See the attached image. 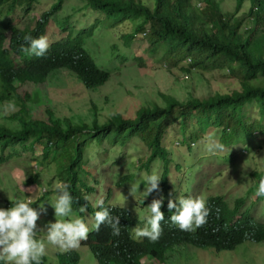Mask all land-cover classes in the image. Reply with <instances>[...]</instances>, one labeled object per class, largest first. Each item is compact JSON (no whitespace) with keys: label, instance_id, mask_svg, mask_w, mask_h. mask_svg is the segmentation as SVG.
I'll return each instance as SVG.
<instances>
[{"label":"trees","instance_id":"obj_1","mask_svg":"<svg viewBox=\"0 0 264 264\" xmlns=\"http://www.w3.org/2000/svg\"><path fill=\"white\" fill-rule=\"evenodd\" d=\"M39 1L0 0V24H9L7 18L16 7H23L29 13ZM66 1L55 0L33 25H14L0 30V103L14 101L20 106L6 118V122L0 121V162L16 157L21 149L38 148L41 166L55 163L56 177L68 185L67 191L73 197L72 209L80 211L83 205L88 212H96L99 206L94 210L87 199L96 190L88 178V140L125 145L134 138L139 139L150 152L140 158L139 167L150 169L152 163L161 161L163 172L160 184L167 189L171 150H168L165 141L174 123L182 125L184 137L187 124L199 125L188 137L190 150V143L203 138L200 136L210 125L220 128V141L224 144L249 143L251 138L264 135V0H236L232 11H225L218 0H154L153 8L141 0H79L98 15L94 24L75 34L74 29L67 28V36L51 42L45 55L24 57L26 54L21 51V46H27L24 37L46 35L51 18ZM200 1L203 7L199 6ZM131 21H137V24L134 31L122 35L125 48H129L131 42L144 33L150 45L147 51L159 63L180 67V63L189 61V67H180L187 74H192V68L202 72L220 70L236 79L239 88L216 92L205 98L189 92L188 97L182 100L170 94H161L165 104L152 102L141 105L136 109L135 117L115 113L101 120L95 105L92 106L94 114L91 122L83 120L79 123L74 116L54 114L48 120L33 117L24 102L30 97L23 99L18 94L17 81L43 83L53 71L67 69L86 88L104 85L110 72L97 64L84 43L98 25L115 28ZM245 21L250 26L243 29ZM21 57H24L22 63L18 64L17 60ZM126 58L124 54L117 56L121 61ZM137 58L142 65L144 58ZM249 106L258 108L259 118L251 116L253 113ZM6 151L8 154L3 157ZM179 166L176 164L177 169ZM33 174L28 183L38 180L40 172ZM251 176L254 178L253 186L244 196L237 197L233 204L221 194L207 196V221L194 231H181L171 224L168 218L175 209L169 210V200H164L160 209L164 219L160 221L159 238L155 242L146 238L136 241L132 239V218L128 210L121 206L103 205L110 209L114 221L115 216L119 217L115 222L120 234L113 236L110 226L101 224L99 230L88 233L79 245L88 248L97 264H145L142 260L147 256L160 262L172 261L171 254L180 252L181 245H192L218 256L233 252L242 244H263L264 223L249 211L242 210L245 197L255 192L260 178L264 177V169L253 171ZM130 178L131 175L121 177L116 183L122 186ZM14 202H8V206ZM56 256L55 264H79L81 260L77 251L57 253ZM40 264L53 262L44 255Z\"/></svg>","mask_w":264,"mask_h":264},{"label":"rangeland","instance_id":"obj_2","mask_svg":"<svg viewBox=\"0 0 264 264\" xmlns=\"http://www.w3.org/2000/svg\"><path fill=\"white\" fill-rule=\"evenodd\" d=\"M54 1L40 0L29 13L23 7H16L7 18L9 24L5 26L0 24V30L14 25L21 27L33 25ZM141 1L150 8L154 7V0ZM218 1L222 3L225 11H232L236 4V0ZM199 6H204L202 1L199 2ZM246 7L245 3V9ZM97 16L83 2L67 0L63 8L51 18L48 24L46 36L49 44L55 40L64 39L69 33L65 30L67 28L74 29L73 34H75L78 30L93 25ZM136 24L137 21L123 22L115 28L98 25L92 36L85 41V49L95 58L97 64L110 72L108 81L102 86L86 88L67 69L53 71L43 83L17 81L18 94L23 99L30 97L24 102L33 117L48 120L49 116L54 114L61 117L74 116L75 121L79 123L83 120L91 122L94 114L93 105L99 110L101 120L115 113L135 117L136 109L141 105H148L152 102L165 104L161 94H170L182 100L188 97L189 92L205 98L216 92L223 93L239 88L236 79L220 70L202 72L192 68V74H187L180 67H189V61L180 63V67L172 66L170 63H159L147 51L150 45L145 40L144 33H140L131 42V46L125 48L122 35L134 31ZM248 26H250L249 23L245 21L241 28ZM113 45L118 49L114 50ZM121 54L127 57L126 60L117 59V56ZM27 56L29 55L26 54L24 57ZM139 56L144 58L142 65L137 58ZM23 58H18V64L22 63ZM34 95H36L35 98ZM249 107L253 113L251 116L259 118L258 108ZM19 109L20 106L14 101L0 103V121L6 122V118ZM196 128H199V125L187 124L184 137L180 123L170 126L165 141L168 150H171L169 187L163 189L159 180L158 187L146 197L143 192L145 186L141 182L142 177L152 171L160 176L163 168L161 161L152 163L150 169L139 167L140 158L150 153L142 141L134 138L125 145H113L108 141L99 143L88 140L86 151L87 166L90 171L88 178L96 187L95 193H91L87 198L88 201L90 200L95 208L98 207L97 201H103L106 206L126 208L132 218L131 231L137 226H144V217L150 215L147 206L153 199L161 196L164 202L169 199L175 201L177 197L186 194L192 197L203 195L205 199L210 194H221L230 204H233L237 197L244 196L246 191L253 186L254 178L251 173L264 169V135L251 138L249 143L224 144L220 141V128L210 125L200 136L203 138L194 144L190 143L192 148L190 150L188 137H190V132ZM177 140H179L178 143H176ZM213 143L222 144L223 150L210 152L208 148ZM37 149H21L16 157L0 162V207L8 208V201L26 200L28 197L36 201L43 195L42 189L46 188L48 193L41 201L39 200L40 202L38 201L39 203L32 205L40 211L38 205L44 203L45 211L39 214L36 222L37 238L44 240L46 224L55 221L54 210L49 204L56 197L53 184L62 182L59 177H56L55 163L51 162L41 166L40 153ZM7 154L6 151L3 157ZM229 156L233 157L227 160ZM176 164H180L178 169ZM35 171L40 172L39 179L33 184H26L35 175L33 174ZM128 175H131V178L126 180L122 186L116 184L121 177ZM242 210L249 211L258 221L264 223V198L255 195V192L245 197ZM82 214L73 210V215L83 218L91 229L94 216L86 209ZM56 219H61V217H56ZM44 242L45 255L53 264L56 263L57 253L68 254L72 251H77L81 256L79 264H97L85 246L61 252L57 246L48 244L46 240ZM261 243L242 244L233 252L221 253L218 256L211 255L192 245H181L180 252L171 254L172 261L160 262L146 258L145 264H264V243Z\"/></svg>","mask_w":264,"mask_h":264},{"label":"clouds","instance_id":"obj_3","mask_svg":"<svg viewBox=\"0 0 264 264\" xmlns=\"http://www.w3.org/2000/svg\"><path fill=\"white\" fill-rule=\"evenodd\" d=\"M24 39L27 46H21L22 52L35 57L45 55L49 47L46 35L35 38L26 35ZM223 147L222 144L213 143L209 145L208 150L210 152L222 151ZM160 179L159 174L155 171L142 177L141 182L145 186L143 191L145 197L158 187ZM61 182L53 184L56 197L52 203H49L54 210L55 221L46 224L47 230L44 240L48 244L57 246L61 252L74 249L81 246L79 245L80 241L85 240L88 233L99 230L101 224L110 226L113 236L120 234V228L115 222L118 221L119 217L115 216L114 221L110 209L103 207V201H97L99 210L96 212L89 211L94 216L91 229L83 218L74 216L72 209L73 197L67 191L68 185L63 181ZM26 184L33 183L27 182ZM46 193H48L47 189L43 188V195L36 201L28 197L26 200H13L15 202L10 207L8 206L10 201H8V208L0 207V264H40L41 258L46 253V245L44 240L37 238L36 222L39 214H42L45 209L44 203L38 205L40 211L39 209L37 211L32 205L33 203H39ZM255 195L264 197V177L260 178L255 189ZM89 202L91 201L89 200ZM162 202L163 196L151 201L147 206L150 215L144 217L143 227L137 226L132 229V239L142 238L139 241H143V238H146L149 242H155L159 238L161 233L160 221L164 219V213L160 211ZM91 204L93 205L92 202ZM97 208L94 207L93 209L96 210ZM167 208L169 210L175 209L168 220L181 231H194L195 228L206 223L209 215V208L206 206V199L203 195L196 197L190 195L179 196L175 201L169 199ZM84 211L85 207L82 205L78 212L82 214ZM56 217H61V219H56ZM65 217L67 219H64ZM146 258L150 257H145L144 261L142 260L143 263H145Z\"/></svg>","mask_w":264,"mask_h":264}]
</instances>
